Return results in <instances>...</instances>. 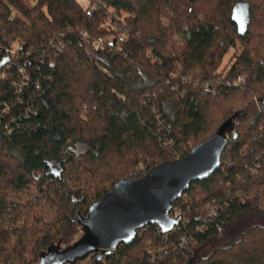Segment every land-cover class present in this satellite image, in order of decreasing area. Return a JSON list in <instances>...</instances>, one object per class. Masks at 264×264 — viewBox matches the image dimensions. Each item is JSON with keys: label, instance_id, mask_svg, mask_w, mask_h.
<instances>
[{"label": "trees", "instance_id": "obj_1", "mask_svg": "<svg viewBox=\"0 0 264 264\" xmlns=\"http://www.w3.org/2000/svg\"><path fill=\"white\" fill-rule=\"evenodd\" d=\"M104 1L121 16L123 36L105 25V12L87 16L76 0H0V264H36L141 164L149 172L174 162L231 119L220 169L174 203L186 223L167 235L148 226L107 264H264V0ZM242 2L251 6L245 36L232 18ZM83 33L105 39V48L94 52ZM60 42L62 54L54 48ZM15 43L10 68L5 49ZM231 49L232 64L222 71ZM240 76L243 88L234 84ZM34 185L56 213L54 233L38 228L42 200H29L27 211L10 201ZM213 204L218 214L205 223ZM249 212L258 223L238 241L193 259L195 247Z\"/></svg>", "mask_w": 264, "mask_h": 264}, {"label": "water", "instance_id": "obj_2", "mask_svg": "<svg viewBox=\"0 0 264 264\" xmlns=\"http://www.w3.org/2000/svg\"><path fill=\"white\" fill-rule=\"evenodd\" d=\"M250 12L251 6L243 2L233 11L240 36L248 32ZM234 130L231 119L186 157L164 163L140 179L120 180L77 220L74 239L66 243L62 236L40 254L36 264H107L121 245H132L148 226L171 233L183 220L171 215L174 203L193 183L207 180L220 169Z\"/></svg>", "mask_w": 264, "mask_h": 264}, {"label": "rangeland", "instance_id": "obj_3", "mask_svg": "<svg viewBox=\"0 0 264 264\" xmlns=\"http://www.w3.org/2000/svg\"><path fill=\"white\" fill-rule=\"evenodd\" d=\"M76 1L85 9L88 8V6L90 5V2H92L90 0H76ZM203 16H204V14H201L200 18L203 19ZM165 24L167 26V23H165ZM178 35L179 34H177L176 36H178ZM18 46L19 45L17 43L13 44V47L16 50L18 49ZM235 52L236 51L234 49H231L228 52V54L226 55V57L223 60V65H222V68L220 70L224 71L225 69H228V67L232 64ZM239 54H240V51L237 50L236 56H238ZM255 100H256V98H255ZM194 146H195V143L191 142L189 144V146H187V152L190 149H193ZM147 172H148V166H146L145 164H141L138 168V172L136 174L132 175L133 177L131 180H136V179H134V177H137V176H141V178H142L143 176H145L147 174ZM138 179H140V178H138ZM66 182H67L68 187H70L71 189L74 188L75 184L72 180H70V178H68ZM44 183H45V186H49L51 184V182L48 180ZM92 187H93V185H92ZM89 188H91V186H89ZM39 192H40V188L38 187V185H34L29 190H26V191H23L20 193L12 192V194L10 195L9 198H10L11 202L13 201V202L20 204V206H22L21 210L25 208V211H27V209H28L27 204H28L29 200H32L35 198H39L40 200H42L44 207L42 208L40 213L46 214V217H44V219L42 221L43 223L38 224V228L39 229L44 228L42 233L44 235H48L47 232L50 230L53 233L55 232V229H56L55 228L56 213L54 211H51L48 208L47 201L41 197ZM85 193H87V192L85 191ZM8 209L10 211L12 209V207L9 206ZM253 213L254 212H249V213L245 214L244 216L240 217L235 222H233L231 225L223 228L221 230L220 236L211 239L210 241H208L207 243L203 244L200 247H195L193 249L194 250L193 251L194 252L193 253V259L209 258V257H211V255L213 254V252L216 249L228 247L232 243L238 241L240 239V236L242 233H244L248 228H250L254 225H257L258 214H256V213L253 214ZM21 216H23V214H21ZM37 217L39 218L40 215L38 214ZM20 224H23V223H20ZM1 225L3 226L2 222H0V229H2ZM76 234H77V230H76V228H74L73 231L70 233V235L69 236L67 235L68 240H66V241L69 242V241L73 240L74 236Z\"/></svg>", "mask_w": 264, "mask_h": 264}, {"label": "built area", "instance_id": "obj_4", "mask_svg": "<svg viewBox=\"0 0 264 264\" xmlns=\"http://www.w3.org/2000/svg\"><path fill=\"white\" fill-rule=\"evenodd\" d=\"M97 12H105L106 13L105 25L107 27H109L113 32L118 33L120 35L123 34L125 24H123L122 22L119 21V19H121V16L117 12L111 10L106 1H104V0H93L92 2H90V5L86 9L87 16H92V15L96 14ZM82 36L87 39V41L89 42L90 48L96 53L103 50L106 46V40L103 38L91 40L88 33H83ZM181 37H182V34H179L176 37V40L178 43L181 42ZM54 48L57 51V53H60V54H62L66 49L65 44L63 42H60L59 44L54 45ZM112 52L117 53V54L121 53L122 48L119 47L115 51H112ZM18 53H19L18 49L16 50L13 46L11 48L5 49V56L8 60L10 68H11V66H16V64L14 62L18 57ZM20 73L23 75L22 69H20ZM181 81L183 82V84H186V83L192 81V79L189 77H182ZM200 84L201 83L199 80H197L195 83L196 86H199ZM234 84H235V86L243 88L246 86V78L244 76H240L237 78V80L234 82ZM211 85H212L211 83H206V84H203L202 87L204 89H208V88H210ZM177 88H179V87L177 86V87H174L173 89L178 90ZM184 94H185V92L183 91L181 95L184 96ZM186 152H187V147H184L179 153L176 154L175 157L177 158V160L182 159V158L187 156ZM251 171H252V173L256 172L255 169H251ZM185 193L183 194V196L180 199L186 198L187 195H185ZM218 211H219V205L213 204V205L209 206L207 215L205 216V219H204L205 223H207V221L209 219L216 217L218 214ZM171 215L173 217L183 216L180 209L175 210L174 208H173ZM181 223H186V219L184 216H183V220ZM179 226L176 229H174L172 232L178 230ZM205 228H206V226H204V225L202 227L197 228L196 233L203 235ZM161 233H162V231H161ZM171 233H169V234H171ZM165 235H167V234H165ZM148 253L151 256L155 257L157 250L155 248H152V249H149Z\"/></svg>", "mask_w": 264, "mask_h": 264}]
</instances>
